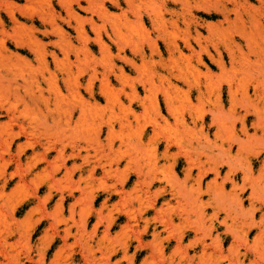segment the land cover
I'll list each match as a JSON object with an SVG mask.
<instances>
[{
    "label": "rangeland",
    "instance_id": "1",
    "mask_svg": "<svg viewBox=\"0 0 264 264\" xmlns=\"http://www.w3.org/2000/svg\"><path fill=\"white\" fill-rule=\"evenodd\" d=\"M119 1L0 0V264H264V0Z\"/></svg>",
    "mask_w": 264,
    "mask_h": 264
},
{
    "label": "bare ground",
    "instance_id": "2",
    "mask_svg": "<svg viewBox=\"0 0 264 264\" xmlns=\"http://www.w3.org/2000/svg\"><path fill=\"white\" fill-rule=\"evenodd\" d=\"M111 5H113V6H115L116 8H118L119 9V7H120V1L119 0H107ZM124 1V3H126V5L127 6H130L131 7V3L132 2H134V1H136V0H123ZM162 1H165L164 2V4H165V6L166 5H168V4H170L171 3V1H172V3L173 2H176V0H162ZM161 1V2H162ZM201 1V0H200ZM205 1V0H204ZM239 1V0H238ZM257 1V0H256ZM179 2H180V0H179ZM205 2H207V1H205ZM243 2H246V0H243ZM220 2H218V4H219ZM222 3V2H221ZM236 3V2H235ZM240 3V2H239ZM202 4V3H201ZM204 4V3H203ZM205 4H207V3H205ZM250 4V3H249ZM264 4V2L262 1L261 2V5L260 6H262ZM196 5V4H195ZM198 5V4H197ZM215 4H213L212 5V7L214 6ZM222 5V4H221ZM220 5V6H221ZM216 7H217V4L215 5ZM224 6V5H223ZM223 6H221V7H223ZM237 6V5H236ZM240 6V5H239ZM251 6V5H250ZM163 7V6H162ZM187 7H188V4H187V1L186 0H182L181 1V8H180V10H179V12L178 11H176V10H164L165 11V13L167 14V15H169V17H171V18H173V17H183L184 15H185V13H186V11H187ZM205 7V6H204ZM216 7H214L215 9H216ZM242 7V6H241ZM248 7V6H247ZM91 8V5L89 4L86 8H83V10L84 11H87L88 9H90ZM177 8V7H176ZM196 8V7H195ZM234 8V7H233ZM245 8V7H244ZM166 9V8H165ZM168 9V8H167ZM198 9H201V7L199 8V6H198ZM221 9V8H220ZM231 9H232V7H231ZM235 9V8H234ZM234 9H232V10H234ZM264 9V8H263ZM188 10H189V8H188ZM206 10V9H205ZM231 10V11H232ZM237 10H238V7H237ZM162 11V10H161ZM230 11V12H231ZM229 12V11H228ZM228 12L225 10V9H223L222 10V16H223V18H224V21L225 20H228ZM235 12H236V9H235ZM238 12V11H237ZM244 12V11H243ZM248 12V11H247ZM70 13H72L71 15H74V13L73 12H71L70 11ZM241 12H239L238 14H240ZM246 13V12H245ZM251 13V12H250ZM120 14L122 15V16H125V13H124V11L121 13L120 12ZM234 14V13H233ZM257 14V13H256ZM97 15L99 16V17H102V13L100 12V11H98L97 12ZM135 15L137 16V15H139V13H135ZM162 15V14H161ZM190 15V14H189ZM250 15V14H249ZM252 15H253V13H252ZM252 15H250V16H252ZM135 16V17H136ZM254 16V15H253ZM258 16H260V15H258ZM138 17V16H137ZM141 17V16H140ZM123 18V17H122ZM139 18V17H138ZM185 18V17H184ZM240 18V17H239ZM41 19V21L42 22H44V18H40ZM124 19V18H123ZM177 19V18H176ZM175 19V20H176ZM181 19H183V18H181ZM190 19V18H189ZM234 19V18H233ZM232 19V20H233ZM253 19H255V16H254V18ZM139 20V19H138ZM173 20H174V18H173ZM172 20V21H173ZM221 20V19H220ZM231 20V19H230ZM241 20V18L239 19V20H237V21H240ZM247 20H249V19H247ZM15 21V20H14ZM171 20H169V22H171V24H173V22H172ZM177 21V20H176ZM185 22H187L186 20H184ZM191 21V20H190ZM234 21H235V19H234ZM254 21H257V19H255ZM50 23V26H51V32L50 33H52V32H60V30H59V28H57V26L55 25V22H54V20L53 19H51L50 21H49ZM184 22V23H185ZM17 23V22H16ZM89 23H90V25H91V28H93V31H94V33H95V35H96V38H95V40L97 41V43L99 44V46L101 47V49H103V50H105L106 49V47H105V43H103L102 41H101V37H100V33H99V31H98V28L94 25V23H93V21L91 20V19H89ZM256 23V22H255ZM174 24H176V23H174ZM221 24V23H220ZM227 24V23H226ZM232 24H234L233 22H232ZM240 24H242V26H243V21L240 23ZM228 25V24H227ZM250 25V24H249ZM263 24H260V21H259V25H258V21H257V25H256V27H258V33H260L259 35H258V37L259 36H261L262 34L264 35V28H263V26H262ZM176 26V25H175ZM188 26V25H187ZM193 26V25H192ZM244 27V26H243ZM243 27H241V30L243 31ZM257 30V29H256ZM196 31V30H195ZM237 31V30H236ZM240 30H238L237 32H239ZM1 32V31H0ZM78 32V36L80 37V38H83V39H85V36H84V30L82 29V26L81 25H79V31H77ZM235 32V31H234ZM236 32V33H237ZM246 32V31H245ZM244 32V33H245ZM196 34H198L197 32H195ZM240 34H241V32H239ZM244 33H243V35H244ZM255 33H256V36H257V32L255 31ZM232 34H234V33H232ZM237 35V34H236ZM231 36V35H230ZM240 36V35H239ZM238 36V37H239ZM247 36V35H246ZM242 37V36H241ZM193 38H194V36H193ZM259 38H261V37H259ZM249 39H251V38H249ZM248 39V37H247V39H245V41H247L246 43H247V47H246V49L248 50L247 51V53L248 54H244L243 52L241 53V49L239 48V45H234L235 47H236V50H238V49H240V51H238L239 52V54L241 53V55H242V57H241V59H242V61L245 63L243 66L244 67H246L245 65H250V66H252L251 64H253L257 59H254L253 60V62L250 64V62L252 61V59L251 60H249V55L250 54H252V53H254L255 54V52H257L256 54H258V56H259V58H260V60H259V62L257 63V69L255 70L256 71V73H254L256 76H255V83L257 84V85H259V84H262V85H264V37L261 39L262 40V45H258L259 47L255 50L253 47H255L254 45H253V43H251V45H253L252 46V48H251V46H250V40ZM196 40H197V38H196ZM199 40V39H198ZM228 41H229V38L227 39ZM4 41V40H3ZM31 41V40H30ZM254 41H257V40H254ZM195 42V41H194ZM198 42V41H197ZM232 44H235L233 41H230ZM182 43H184L186 46H189V43H188V41L186 40H184ZM196 43V42H195ZM245 43V44H246ZM255 44L256 43H258V41L257 42H254ZM56 44V43H55ZM58 44V43H57ZM184 45V46H185ZM228 45V44H227ZM27 46L28 47H30L31 48V50L34 52V53H36V54H34L36 57H37V59H38V61L39 62H41L42 64H45L43 61H45L44 60V52H43V50H41V47H43V45L40 43V41H37V40H34V41H31L29 44H27ZM57 47H59V46H57ZM191 47V46H190ZM189 47V48H190ZM237 47H238V49H237ZM174 48L175 49H177V46L176 45H174ZM188 48V49H189ZM192 48V47H191ZM225 48H226V50H227V46H225ZM214 49V48H213ZM137 50V49H136ZM190 50V49H189ZM228 50H229V48H228ZM233 49H231V51H232ZM202 51V50H201ZM201 51H199L200 53H201ZM217 51V50H216ZM230 51V52H231ZM225 52H227V51H225ZM229 51H228V53H230ZM44 53V54H43ZM135 54L134 55H136L137 54V52H134ZM138 53H140V52H138ZM199 53V54H200ZM205 53H206V55L214 62V63H216V65L220 68V70H222L223 69V63H222V61L220 60L221 58H220V54H218V60H214L213 59V57L208 53V52H206L205 51ZM218 52H216V54H217ZM232 53V52H231ZM0 54H2V53H0ZM51 55V54H50ZM140 55V54H139ZM198 55V54H197ZM196 55V56H197ZM253 55V54H252ZM53 56H55L54 54H53ZM118 57V56H117ZM232 57H233V59H234V56H232L231 55V57H229L230 59H232ZM239 57V58H240ZM51 58H53V57H51ZM123 61H125L126 63H128L129 65H132V66H134V61L132 60V59H135L134 57L130 60H128V59H126V57H120ZM140 58L142 59V55H140ZM238 58V57H237ZM55 58H53V60H54ZM195 59H197V58H195ZM200 59V58H199ZM229 59V60H230ZM236 59V58H235ZM234 59V60H235ZM197 61V60H196ZM228 61V60H227ZM236 61V60H235ZM240 62V61H239ZM257 62V61H256ZM255 62V63H256ZM235 63V62H234ZM237 63H238V61H237ZM254 63V64H255ZM229 64L231 65V62H229ZM243 64V63H242ZM256 66V65H255ZM243 67V68H244ZM241 69H242V67H241ZM253 70H254V68H252ZM224 70V69H223ZM247 70L249 71V69L246 67V72H247ZM244 71V73H245V69L243 70ZM242 71V72H243ZM250 72V71H249ZM251 76H252V74H250ZM88 85H89V83H88ZM171 86H173V85H171ZM173 87H175V86H173ZM253 87V86H252ZM260 87H261V85H260ZM259 86H254L253 87V89L257 92V89H259L260 88ZM88 88V87H87ZM245 88V87H244ZM89 91V90H88ZM229 91V90H228ZM245 90H241L240 92H242L243 94H244V96H247V94H245V92H244ZM230 92V91H229ZM236 92V91H235ZM134 93V92H133ZM230 93H234V91L233 92H230ZM229 93V94H230ZM242 93H241V95H242ZM259 93H263L264 94V90H261V92H259ZM229 94H228V97H231L230 99L232 100L233 98L232 97H234L233 95L232 96H229ZM199 95V94H198ZM242 97V96H241ZM134 98V95H133V97H132V99ZM137 98V97H136ZM131 99V100H132ZM244 99V98H243ZM258 99H261V98H258ZM233 100H235V97H234V99ZM232 100V101H233ZM241 100H242V98H241ZM235 102V101H234ZM233 102V103H234ZM233 103H230V105H232ZM235 106V105H234ZM242 106V105H241ZM261 110H262V108H261ZM263 111V110H262ZM245 114V113H244ZM196 117V116H195ZM202 117V116H201ZM255 118H257L258 119V117L257 116H255ZM256 119V120H257ZM199 120H201L200 118H199ZM213 120V119H212ZM211 120V121H212ZM214 120L216 121V119L214 118ZM259 120H262V118L260 119V116H259V119H258V121ZM210 121V120H209ZM257 121H255V123H256ZM261 123H262V121H260ZM261 123H260V125H258V126H261ZM200 124V123H199ZM211 124V123H210ZM254 124V123H253ZM255 125H257V123L255 124ZM241 126H243V125H241ZM20 127V126H19ZM201 127H202V125H201ZM202 129V128H201ZM242 129V128H241ZM244 133V132H243ZM237 141H239V140H236V142ZM73 156H75V154L73 155ZM185 172V171H184ZM185 175V177H190V171H188V172H186V174H184ZM199 175H201V174H199ZM202 176H200L199 178H201ZM225 180V179H224ZM198 181H199V179H198ZM230 182V181H229ZM218 188H219V186H218ZM222 188V187H221ZM222 190H223V188H222ZM221 189H218V192H216V193H214V194H212V196H211V198H215V197H220V196H223L224 194H221V193H223V191H222ZM201 192V191H200ZM231 194H229V195H232V199L233 200H236L237 199V193L235 194V196L232 194V192H230ZM198 194H199V191H198ZM230 197V196H229ZM239 199V198H238ZM212 199H210V201H211ZM215 201V200H214ZM235 202V201H234ZM236 202H238L237 200H236ZM197 203H198V201H197ZM208 203V202H207ZM206 203V204H207ZM202 202L200 201V204L198 205L200 208L202 207ZM208 206H209V204H207ZM215 205V204H214ZM216 206V205H215ZM234 206H235V203H234ZM212 207V206H211ZM216 208H218V205H217V207ZM202 209V208H201ZM216 214V213H215ZM215 214H214V216H215ZM226 217H227V215H226ZM224 219V218H223ZM204 244V243H203Z\"/></svg>",
    "mask_w": 264,
    "mask_h": 264
}]
</instances>
